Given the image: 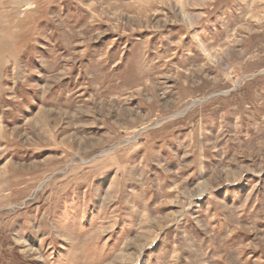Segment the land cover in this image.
<instances>
[{"label": "rangeland", "instance_id": "374dc122", "mask_svg": "<svg viewBox=\"0 0 264 264\" xmlns=\"http://www.w3.org/2000/svg\"><path fill=\"white\" fill-rule=\"evenodd\" d=\"M0 264H264V0H0Z\"/></svg>", "mask_w": 264, "mask_h": 264}]
</instances>
